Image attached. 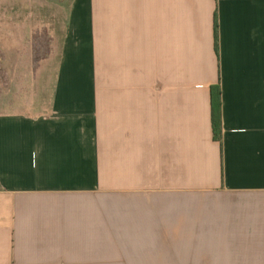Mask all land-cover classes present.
<instances>
[{"label":"crops","instance_id":"1","mask_svg":"<svg viewBox=\"0 0 264 264\" xmlns=\"http://www.w3.org/2000/svg\"><path fill=\"white\" fill-rule=\"evenodd\" d=\"M46 1L3 68L38 84L0 103V264H264V0Z\"/></svg>","mask_w":264,"mask_h":264},{"label":"rangeland","instance_id":"2","mask_svg":"<svg viewBox=\"0 0 264 264\" xmlns=\"http://www.w3.org/2000/svg\"><path fill=\"white\" fill-rule=\"evenodd\" d=\"M0 3L12 7L15 11V18L28 20L31 26L27 43L0 42V103L3 105L1 108H4L7 100L12 101L17 97L25 98L29 92H32L34 83L38 82L36 77L31 75H6L3 69L6 67V62L20 63L18 56H28L30 62L33 56L36 61L38 57L51 49L53 35L60 33L62 23L57 22L54 8L46 0H0ZM39 23H45V28L39 30L37 27ZM55 25L58 26L56 32L54 31ZM42 31H45L44 38ZM7 57L13 59L8 60Z\"/></svg>","mask_w":264,"mask_h":264},{"label":"trees","instance_id":"3","mask_svg":"<svg viewBox=\"0 0 264 264\" xmlns=\"http://www.w3.org/2000/svg\"><path fill=\"white\" fill-rule=\"evenodd\" d=\"M211 124L214 140L221 141V102L219 86L211 87Z\"/></svg>","mask_w":264,"mask_h":264}]
</instances>
